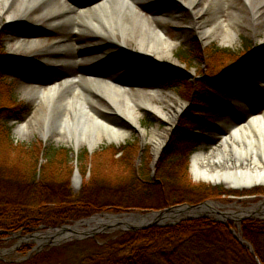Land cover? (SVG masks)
<instances>
[{"label": "rangeland", "instance_id": "rangeland-1", "mask_svg": "<svg viewBox=\"0 0 264 264\" xmlns=\"http://www.w3.org/2000/svg\"><path fill=\"white\" fill-rule=\"evenodd\" d=\"M234 2V10L241 11L242 17L237 22H232V26L237 33L232 44L225 43L220 36L222 34V28L216 27V22L213 19V9L206 13L204 16L197 18L199 25L194 23L193 13H189L186 9L187 6L182 0H146L142 7L139 9L142 15L145 17H151L157 12H161L170 16L172 22H160L163 24L164 31L167 37L173 40L176 44L173 53V61L175 63H168L172 67L184 72L188 80L184 83H179L175 86L167 87L162 82H154L148 73L143 71L145 62H138V59H146L141 56L140 50L136 42L128 43L127 47L122 44V38L119 35L100 37L102 42L89 36H81L78 33H72L65 30L63 26L59 24H53L47 21V18L42 16L35 18L34 15L24 16L21 19L11 20L10 12L3 13L0 10V34L3 32L4 27L10 26L14 32L10 36H0V42H3L5 48L0 46V58L15 60L11 69L7 71L0 70V109H19L25 107L26 112L21 111L18 118H11L9 125L12 127V133L14 137V143L18 146L25 147L41 144L42 137L39 133L33 135L20 136L16 133L18 125L23 124L34 113V104L26 97L25 91L34 87L33 83L45 85L48 80L58 79L66 77L73 71H76L75 58L81 56H98L104 53H114L110 59L104 60L101 64H96L94 67H105V70L114 68L116 77L122 80V84L129 86L132 89L137 88H150L159 91L160 96L154 98V103L159 106H170L172 103L178 101L184 104V109L180 112L179 121L176 127L171 132L170 140L166 147L170 143L172 136L180 124V121L184 114L187 112L191 103L187 100L186 96L190 94V84H197L200 80H213L217 75L223 73L227 68L235 67L238 60L245 59L251 52H257V50H264V17H262L256 27L251 20V13L245 6L244 0H230ZM52 4H56L55 1ZM207 4H210L208 1ZM233 11V10H232ZM234 12V11H233ZM40 13V12H39ZM235 14V13H231ZM177 19L178 23L174 22ZM227 19V18H226ZM11 20V21H10ZM207 29L213 31L212 34L201 35V29ZM216 29V30H215ZM78 35V36H77ZM34 40L40 42L36 47L29 50H17L16 46H13L16 39ZM72 43L74 47H65L62 43ZM80 41L85 44H76ZM60 47L58 48V46ZM64 47H63V46ZM67 45V44H65ZM85 46L86 48H82ZM77 47H80L76 49ZM215 49H226L232 51L234 55L225 57V59L216 60L211 58L210 52ZM61 58L65 64L58 62ZM151 60H154L150 58ZM55 60V63L53 62ZM149 60V59H147ZM146 61V60H142ZM157 62L156 60H154ZM117 62V63H116ZM153 62V61H152ZM108 63V64H107ZM161 63V62H160ZM114 67H111L113 66ZM162 66L166 67V63H162ZM262 70L251 74L249 81L240 82L235 87L220 86L222 91L217 93L224 99L218 105L216 110L213 108L211 116L208 119L202 118V131L206 136L205 143L198 150L203 147L209 152L212 147L218 144L225 135L228 134L229 128L236 123V121L242 120L243 117H247L251 114V111L247 110L248 102L254 96L255 98L262 99L264 97V80L261 81L258 78V74L264 75V67ZM213 73L212 75H210ZM257 107V106H256ZM220 109V110H219ZM44 110H48V106H45ZM97 110L101 111L103 118L107 121L116 122L117 119L111 115L104 108L97 107ZM263 113L264 110H259ZM105 113V114H104ZM21 119V121L19 120ZM101 119V118H100ZM212 124V125H211ZM141 128L146 130L150 136L151 129L164 130L166 127L164 122L158 121L149 112L143 110V116L140 118ZM197 132V131H196ZM55 138H49L46 142V146H54L56 148L63 147L70 151V161L63 165L68 173L70 171V184L73 188V192L78 194L80 192L85 193V198L90 202L105 203L109 201L123 202L127 200L128 195L131 193L129 188L124 185L125 178L130 169H135L139 175L143 172L145 175H151L155 177L158 170L160 159L166 149L164 148L156 167H153L154 156L152 153V147L150 144H144L141 136L138 133L133 132L130 137L120 145L107 144V141L99 143L95 148L89 149L88 146H83L78 149L65 141H59L57 135ZM204 140V137H203ZM134 145L136 148L131 154L121 151L127 145ZM117 150L115 153L102 152V149ZM101 152V153H99ZM18 161H22L18 159ZM17 163V162H16ZM192 159H188V179L194 184H207L212 186H219L226 190L233 191V189L227 188L223 184H210L204 181H196L192 174ZM45 160L42 159L40 165L43 166ZM23 169V161L21 164ZM78 169L81 176V182L79 185L74 182V172ZM64 170V169H63ZM62 170V171H63ZM68 170V171H67ZM238 191V190H235ZM239 192L245 193L241 195H230L223 197L221 200L216 201L226 208H221L222 211H239V209H251L257 206L264 200V186H257L253 189L240 190ZM95 200V201H92ZM214 201V200H212ZM233 206V207H230ZM169 208V207H168ZM239 208V209H238ZM166 209V208H165ZM157 211V210H153ZM149 211H132L133 213L147 214ZM117 212H102L99 214L117 215ZM45 214L35 215L41 222L47 225H40L35 232L44 233L49 231L50 228L70 226L73 227L78 221H68L63 224L55 226H49L54 224L56 212H44ZM98 214V213H97ZM7 216V215H6ZM96 216L92 214L86 218ZM51 217L52 219L46 220ZM43 218L45 221H43ZM85 218V219H86ZM213 219L216 217L213 216ZM230 222V221H229ZM3 228L2 234H0V251H9L5 255L0 257V264L3 262L10 264H27L34 258L41 257L44 261H53L52 264H71L68 259L75 260L77 258L82 259L85 254H96L100 251V247L86 244L91 238L83 236L79 238H69L61 242L59 245L45 244L41 252L36 254L32 252L36 248V242H21L17 237L19 235L26 236L33 232L26 229L13 230V226L19 224L17 216H7L2 219ZM232 223V229L236 230L238 223ZM242 226V225H241ZM45 227L44 229H40ZM84 229L88 228L83 226ZM120 231H105L96 235V240L99 243L104 244L107 237L115 238ZM95 238V237H94ZM72 245L71 249L74 251L75 256L68 255L66 257L67 262L61 263V257L53 253L51 258H45L44 254L51 252L55 249L63 248L69 244ZM104 246V245H103ZM97 248V250H96ZM104 248L103 250H106ZM96 250V251H95ZM46 255V254H45ZM76 257V258H75ZM68 258V259H67ZM79 260V261H80Z\"/></svg>", "mask_w": 264, "mask_h": 264}, {"label": "trees", "instance_id": "trees-1", "mask_svg": "<svg viewBox=\"0 0 264 264\" xmlns=\"http://www.w3.org/2000/svg\"><path fill=\"white\" fill-rule=\"evenodd\" d=\"M11 32L12 28L6 26L0 36L6 37ZM1 45L5 48L3 42H0ZM232 55V51L215 49L210 52L209 57L224 60ZM263 61L264 55L252 52L242 61L238 60L236 67L227 68L213 80L203 79L197 84H190V94L186 98L191 105L160 159L156 176L145 175L144 172L139 175V171L131 168L124 182L131 193L123 201L124 205L113 211H160L177 205H198L230 195L245 194L219 186L192 183L188 179L187 162L203 143L205 131H202V118L209 120L211 111L208 110H216L224 99L217 93L222 91L220 86L235 87L238 83L247 81L253 70L264 65ZM11 66L10 60L0 58L1 71L8 72ZM146 70L156 81L167 87L188 80L184 72L171 67L157 68L147 63ZM24 110L25 107L0 109V234L4 226L2 219L7 216L15 215L19 219V224L13 226V230L26 229L28 232L42 224L47 225L35 217L37 214H45L44 212H58L54 224L49 226L77 221L93 213L108 212V209L90 206L85 193L73 192L71 173L68 170L67 173L63 166L70 161V151L63 147H47L43 142L29 147L14 143L12 127L8 123L11 118H18L19 113ZM133 148L135 150L136 147L130 144L121 151L131 154ZM116 151L104 147L102 149L103 153L109 154ZM18 159L23 161L24 170L20 165L22 161ZM42 159L45 160L43 166L40 165ZM48 219L52 218H46ZM230 227L202 218L184 221L175 226L118 233L115 238L107 237L104 244L94 239L86 241L88 245L100 247L96 254H85L81 260L67 259L71 264H258L249 249L234 237ZM241 234L253 247L260 264H264V220H245L241 226ZM72 245L75 244L47 252L44 256L50 259V255L56 253L62 258L61 263L67 262L65 255L75 256ZM104 248L107 249L103 250ZM52 263V260L44 261L39 257L27 264Z\"/></svg>", "mask_w": 264, "mask_h": 264}, {"label": "bare ground", "instance_id": "bare-ground-1", "mask_svg": "<svg viewBox=\"0 0 264 264\" xmlns=\"http://www.w3.org/2000/svg\"><path fill=\"white\" fill-rule=\"evenodd\" d=\"M143 1L145 0H94L86 5V2L78 0L75 4L79 7H74L69 6L66 0H57L55 5L52 4V0H0V10L3 13L10 12V19L15 21L29 15H34L35 18L42 16L53 24L65 27L64 29L69 32L93 37L98 42H102L100 37L119 35L124 47H127L128 43L136 42L140 50L139 54L143 57L161 63L178 64L173 61L176 44L167 37L163 24H160V22H172L173 19L161 12L145 17L139 11ZM182 1L187 6L186 10L193 13L196 25L199 24L195 19L213 9L216 27H221L223 30L220 34L223 41L229 44L234 42L238 35L232 22L243 18L241 11L234 10L236 9L234 2ZM208 1L210 4H207ZM244 2L256 27L264 17V0ZM177 21L174 19L175 23ZM201 30L200 34L203 36L213 32L205 28ZM39 43L17 38L13 46H16L18 51L29 50ZM62 43L65 47H74L72 43L65 41ZM81 43L78 41L76 44ZM114 55V53H104L94 57H82L77 59V63L86 61L91 65L101 64ZM58 61H61L58 62L61 64L66 63L61 58ZM53 62L55 63V60ZM82 73L99 74L87 69ZM82 73L73 71L64 78L48 80L43 86L36 83L32 89H27L25 95L34 104L35 111L28 120L18 125L16 133L20 136L34 133L44 136L54 134L59 137V141L68 142L78 148L90 146L93 149L104 140L120 145L135 132L141 136L144 144L151 145L156 159L180 112L184 109V104L178 101L170 106H159L154 103V98L160 96L156 89L137 87L132 89L115 83L122 81L120 78L115 77L113 82L91 75L85 77ZM45 106H48V110H44ZM97 107L106 109L108 112L105 113H113L111 116L117 118V122L101 120L99 117L101 111L97 110ZM143 110L152 112L158 121L164 122L166 125L164 130L151 129L149 136L140 125ZM54 118H58L56 126H53ZM69 121L71 131L67 134L63 131V126ZM191 164V171L196 181L223 184L229 189L241 190L264 186V112L251 113L242 120L236 121L229 128L228 134L213 146L211 151L208 152L204 147L200 149L193 156ZM261 208H264V202L259 209L257 206L249 209L248 214L260 212ZM119 220L122 219L99 218L88 224L90 228L97 229L103 226L117 227L121 222H118ZM131 220L133 222L137 219ZM82 231H85L83 226H77L75 231L67 234V237L80 234Z\"/></svg>", "mask_w": 264, "mask_h": 264}, {"label": "water", "instance_id": "water-1", "mask_svg": "<svg viewBox=\"0 0 264 264\" xmlns=\"http://www.w3.org/2000/svg\"><path fill=\"white\" fill-rule=\"evenodd\" d=\"M147 59L151 60L150 58H144V59H138V62H145L142 60H146ZM117 63V62H116ZM155 65L160 66L162 63H158V62H153ZM111 67H114L111 66ZM101 73H103V75H112L114 73V68H111L109 70H105V67H103L101 69ZM150 112V111H149ZM152 115L153 113L150 112ZM105 114V113H104ZM110 115H113V113H110ZM154 116V115H153ZM99 117L101 118V120L105 121V119L102 116V113L99 115ZM117 119V118H116ZM58 118H54L53 119V126H56L55 123H57ZM108 122H111L110 120H107ZM179 121V117L175 123V125L173 126L172 130L170 131L169 137L165 143V145L163 146L159 156L155 159L154 158V162H153V167H156L157 162L164 150V148L166 147L168 141L170 140V136H171V132L173 131V129L176 127L177 123ZM117 122V121H116ZM111 123H115V122H111ZM53 129V128H52ZM63 131H65L67 134L70 133V121L67 122L64 126H63ZM56 134V133H55ZM41 135V134H40ZM55 135H49V136H44L41 135L42 140L47 141L49 138H53ZM107 141V140H106ZM108 144H110V142L107 141ZM76 149H78V147H75ZM89 149L90 146H88ZM81 176L79 174V171L76 170L75 174H74V182H76L77 185L80 184L81 182ZM233 190H241V189H237V188H231ZM264 202L261 201L259 204H257L258 209L261 207V203ZM233 207V206H230ZM221 208H226L224 206H222L221 204L214 202V201H207L198 205H188V204H183V205H177V206H173V207H169L166 208L164 210L161 211H153L147 214H140V213H121V214H117V215H109V214H99L96 216H93L91 218L88 219H84L81 221L76 222V225H74L73 227L70 226H62V227H55V228H50L49 231L44 232V233H38L35 232L26 236H21L19 235V232L17 234V237L19 239H21V241L23 242H36V248L33 249L32 252L35 253H39L43 250L44 245L45 244H50L51 246L53 245H59L61 242L68 240L69 238H79V237H89V238H94L97 234L100 233H104L105 231H110V232H114V231H120V232H138L141 230H147L150 228H154V227H168V226H175L181 222L184 221H190V220H197V219H202V218H210L213 219L212 217L215 216V220L218 222H222L225 223L226 225H228L229 221H233L238 223L237 224V231L235 229H231L232 234L234 235V237L239 241L240 244L244 245L246 248L249 249V251L251 252V254L255 257L256 261L258 264H260L259 260L257 259L256 255H255V251L253 249V247L246 241L244 240L243 236L240 233V227L241 224L244 220H248V219H264V208H261L260 212H254V213H249L248 214V210L249 209H239V211H222L220 210ZM122 219L119 220V226L117 227H108V226H103L100 229H97L96 227H92L90 228V225L88 223H90L91 221H93L94 219ZM133 218H136V221L131 222ZM144 219V220H142ZM77 226H87L88 228L85 229V231H82V233L80 234H75L71 237H67V234H71V231H75V228ZM45 227H42L41 229H44ZM112 229V230H111ZM57 237L56 240L54 237ZM54 238V239H53ZM3 252V253H2ZM9 251H0L1 255L6 254Z\"/></svg>", "mask_w": 264, "mask_h": 264}, {"label": "flooded vegetation", "instance_id": "flooded-vegetation-1", "mask_svg": "<svg viewBox=\"0 0 264 264\" xmlns=\"http://www.w3.org/2000/svg\"><path fill=\"white\" fill-rule=\"evenodd\" d=\"M95 201V200H92ZM90 206H94L96 208H102V209H108L109 212H114L113 210H116L118 208H121L124 205V202H115V201H109L105 203H100L98 200L96 202L90 201ZM94 214V213H93Z\"/></svg>", "mask_w": 264, "mask_h": 264}]
</instances>
